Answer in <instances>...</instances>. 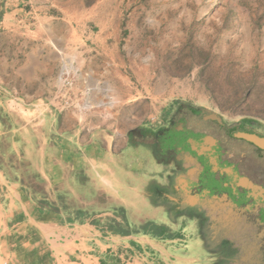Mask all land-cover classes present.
Listing matches in <instances>:
<instances>
[{
	"label": "rangeland",
	"instance_id": "rangeland-1",
	"mask_svg": "<svg viewBox=\"0 0 264 264\" xmlns=\"http://www.w3.org/2000/svg\"><path fill=\"white\" fill-rule=\"evenodd\" d=\"M180 104L264 136V0H0V166L10 177L31 179L44 146L60 144L50 136L59 129L78 143L104 136L98 167L109 164L103 172L131 187L147 156L129 161L119 148ZM247 165L264 177V155H249ZM113 195L124 204L96 217L97 228L144 230L189 251L197 242L188 219L158 227L145 222L147 211L128 210L132 193ZM198 258L204 264L210 255Z\"/></svg>",
	"mask_w": 264,
	"mask_h": 264
},
{
	"label": "crops",
	"instance_id": "crops-1",
	"mask_svg": "<svg viewBox=\"0 0 264 264\" xmlns=\"http://www.w3.org/2000/svg\"><path fill=\"white\" fill-rule=\"evenodd\" d=\"M50 136L59 139L60 144L55 143L56 149L54 143H45L47 146L40 152L44 161L34 166L44 179L43 190L52 205L50 209L39 207L38 199L42 195L34 194L22 177H10L0 166V264L201 263L197 262L203 250L199 241L194 242L189 251L186 245L162 246L157 238L146 232L137 233L135 228L128 232L131 236H121L93 224L96 217L114 212L117 202L124 204L114 197L115 192L132 193L128 210L147 211L145 222L149 220L158 227L176 228L177 221L187 217L173 192L185 188L195 177H188L184 168L162 165L135 143L126 142L119 148L125 159L136 160L144 155L147 158H144L143 167L140 164L136 168L141 175L129 176V180L136 179L137 183L134 181L131 187L115 183L112 176L103 172H110L109 164L98 167L102 160L98 149L107 140L100 133L90 134L84 143H78L77 138H72L77 134L67 130L58 129ZM85 163L93 164L95 175L86 174ZM128 224L135 227L134 222L128 221ZM186 251L191 253L188 258ZM141 253L150 255L152 262L140 259Z\"/></svg>",
	"mask_w": 264,
	"mask_h": 264
},
{
	"label": "flooded vegetation",
	"instance_id": "flooded-vegetation-1",
	"mask_svg": "<svg viewBox=\"0 0 264 264\" xmlns=\"http://www.w3.org/2000/svg\"><path fill=\"white\" fill-rule=\"evenodd\" d=\"M244 131L262 135L247 125L220 124L204 109L180 104L156 129L141 128L131 134L133 143L154 160L184 168L188 177H195L173 194L183 215L194 223L201 248L210 255L208 264H264V194L231 181L236 169L254 185L264 187L263 176L243 170H248L249 155H264L237 137ZM240 146L245 151L237 155Z\"/></svg>",
	"mask_w": 264,
	"mask_h": 264
},
{
	"label": "water",
	"instance_id": "water-1",
	"mask_svg": "<svg viewBox=\"0 0 264 264\" xmlns=\"http://www.w3.org/2000/svg\"><path fill=\"white\" fill-rule=\"evenodd\" d=\"M205 111L211 120H214L220 124L222 123V119L218 114L211 112V111H207V110H205ZM237 137L249 141L250 143H252L256 147H258L259 149L264 151V136H262L260 134L255 135L254 133L244 131V132L240 133L239 135H237ZM219 169H221V168H219ZM222 172H225L226 175L228 174V172H226L225 170ZM231 173H232L231 181L234 182L237 186H239L241 188H245V189H250L256 193L264 194V187H259V186L254 185L246 177L239 175V173H237L236 169H234V171ZM229 175H227V176H229Z\"/></svg>",
	"mask_w": 264,
	"mask_h": 264
},
{
	"label": "trees",
	"instance_id": "trees-1",
	"mask_svg": "<svg viewBox=\"0 0 264 264\" xmlns=\"http://www.w3.org/2000/svg\"><path fill=\"white\" fill-rule=\"evenodd\" d=\"M17 169V168H16ZM33 171V176L31 179H29L27 182L28 188L34 193L38 195H42L41 199H38V205L41 209H50L52 207L51 204H49L47 200V193L43 190V183L44 179L41 177L40 173L37 170H32ZM83 179V178H82ZM63 207L62 209H64ZM78 222H82L84 220H77ZM144 233V230H142Z\"/></svg>",
	"mask_w": 264,
	"mask_h": 264
}]
</instances>
